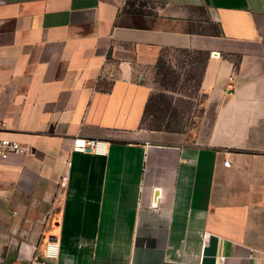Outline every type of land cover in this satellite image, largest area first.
I'll return each mask as SVG.
<instances>
[{"label":"crops","instance_id":"crops-1","mask_svg":"<svg viewBox=\"0 0 264 264\" xmlns=\"http://www.w3.org/2000/svg\"><path fill=\"white\" fill-rule=\"evenodd\" d=\"M164 50L207 55L201 141L141 123ZM0 108V264H264V0H0Z\"/></svg>","mask_w":264,"mask_h":264},{"label":"rangeland","instance_id":"rangeland-1","mask_svg":"<svg viewBox=\"0 0 264 264\" xmlns=\"http://www.w3.org/2000/svg\"><path fill=\"white\" fill-rule=\"evenodd\" d=\"M161 55L170 65H173L176 73L180 74V79L175 86L163 88L156 80L154 69L151 93L173 98L170 108L162 109L156 104L155 108L158 112L154 116L162 122L164 127L182 132L187 142L201 141L208 133L213 119L211 104L207 103L205 93L196 86L199 71L195 72L194 67H198L197 59L201 56L180 50H164ZM150 119L146 120L144 127L152 123Z\"/></svg>","mask_w":264,"mask_h":264},{"label":"trees","instance_id":"trees-1","mask_svg":"<svg viewBox=\"0 0 264 264\" xmlns=\"http://www.w3.org/2000/svg\"><path fill=\"white\" fill-rule=\"evenodd\" d=\"M180 51L196 53L201 56L197 59L198 67H194L195 72L199 71L198 73L199 76H198V79L196 80V86L199 87L200 81L204 73V68L206 66L205 62L207 59V55L201 51H191V52L187 50H180ZM172 66L173 65H170L166 61V59L162 57V55H160L159 58L157 59V62L155 64V76H156V80L158 84L163 88L165 87L171 88L175 86L177 81L180 79V74L176 73V71L173 69ZM172 102H173V98L168 95L161 96L158 94H151L144 107L143 114L141 116L142 125H144V123L146 122L148 118L149 119L151 118L150 120L152 123L148 124L146 128L151 129V130H156V131H166V130L174 131L173 129L164 127L162 125V122H159L158 118H155L154 116L155 113L158 112V109L155 108L156 104L159 105L160 108L162 107V109H165V108H170V105L172 104ZM153 118H155L154 120H156V122H154Z\"/></svg>","mask_w":264,"mask_h":264},{"label":"built area","instance_id":"built-area-1","mask_svg":"<svg viewBox=\"0 0 264 264\" xmlns=\"http://www.w3.org/2000/svg\"><path fill=\"white\" fill-rule=\"evenodd\" d=\"M217 55L212 53L211 56ZM5 119L2 117L1 108H0V160L7 159L10 155L13 154H28L31 152L26 146H23L16 140L9 139L2 135L5 130L7 124L5 123ZM107 142L97 140V139H83L80 137H75L72 140V149L78 152H86L92 151L96 154H106L107 152ZM226 166L229 165L227 160L224 161ZM210 233L206 232L204 234V238H208ZM58 245L55 242L48 243L45 247V254L48 257H54L57 254Z\"/></svg>","mask_w":264,"mask_h":264},{"label":"water","instance_id":"water-1","mask_svg":"<svg viewBox=\"0 0 264 264\" xmlns=\"http://www.w3.org/2000/svg\"><path fill=\"white\" fill-rule=\"evenodd\" d=\"M157 194H158V191L156 190L154 196L156 197ZM153 201L156 202L155 200Z\"/></svg>","mask_w":264,"mask_h":264}]
</instances>
